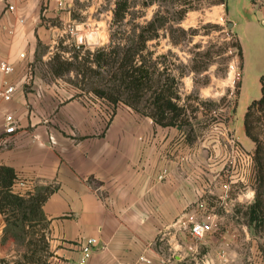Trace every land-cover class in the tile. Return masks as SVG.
<instances>
[{
	"label": "crops",
	"instance_id": "crops-1",
	"mask_svg": "<svg viewBox=\"0 0 264 264\" xmlns=\"http://www.w3.org/2000/svg\"><path fill=\"white\" fill-rule=\"evenodd\" d=\"M75 2L0 0V63L14 67L0 71V165L33 193L56 187L43 206L55 264H76L90 238L98 245L87 264H264L261 251L233 250L250 237L233 207L253 196L254 180L230 111L218 122L163 127L88 97L67 82L73 72L54 74L56 54L71 61L74 49L100 48L98 32L82 45L91 30ZM197 222L212 227L198 243ZM4 226L0 215V244Z\"/></svg>",
	"mask_w": 264,
	"mask_h": 264
},
{
	"label": "rangeland",
	"instance_id": "rangeland-1",
	"mask_svg": "<svg viewBox=\"0 0 264 264\" xmlns=\"http://www.w3.org/2000/svg\"><path fill=\"white\" fill-rule=\"evenodd\" d=\"M134 1V13L142 16L140 22L152 19L158 12L174 19L179 15L178 11L184 1H191L196 7L186 13L180 23H169L166 35L159 41L149 42V50L155 53L153 60L160 63L161 69L167 67V73L178 79V103L187 109L189 125L197 124L198 121L218 122L230 111L233 135H236L246 151L252 153L250 164L253 165L251 176L254 180L253 196L233 207V214L246 227L250 237L235 240L233 250L261 251L264 257V184L259 181L258 164L254 160L256 145L247 136L244 126L249 105L262 96L260 79L264 75V0H228L227 7L214 4L217 0H152L147 7L143 6V1L151 0ZM115 2L116 0H76L74 8L80 15L78 22L91 30L83 37L82 45L95 40L97 32L99 46L109 44ZM235 35L242 47V58L234 46L237 40ZM159 55L163 57L157 59ZM66 80L88 97L96 98L94 94L82 90L81 76L74 74V77H67ZM110 107L114 112L115 106ZM200 110L205 113V117L198 119L195 113ZM260 157L264 165V152ZM256 201L260 216L257 227L249 219L250 207ZM32 234L34 242L31 249L37 251L35 262L29 264H55L48 230V251H42L39 227ZM26 251L27 247L22 242L12 239L1 241L0 259H5L10 264H21L20 262L25 261Z\"/></svg>",
	"mask_w": 264,
	"mask_h": 264
},
{
	"label": "trees",
	"instance_id": "trees-1",
	"mask_svg": "<svg viewBox=\"0 0 264 264\" xmlns=\"http://www.w3.org/2000/svg\"><path fill=\"white\" fill-rule=\"evenodd\" d=\"M165 1V0H163ZM174 1V0H172ZM151 2L143 1V6ZM134 0H116L111 23L110 42L94 52L82 48L73 50L72 60H62L59 54L53 58L51 69L61 76L73 72L81 76L82 90L94 94L115 107L123 104L137 113L150 117L163 127H185L190 124L187 109L179 105L176 76L167 73V67H160L153 60L155 53L149 50V42L159 41L166 35L167 25L180 23L186 13L195 9L191 1L181 3L179 15L171 19L158 12L152 19L136 16ZM179 4V3H177ZM214 4L227 7L228 0H217ZM174 20V21H172ZM173 23V24H175ZM235 47L242 58V47L237 35ZM157 56V59L162 58ZM262 96L248 107L244 117L247 136L256 145L254 160L259 169V181L264 184V165L261 153L264 152V75L260 79ZM81 86V85H80ZM85 94V93H84ZM17 179L13 168L0 165V215L4 217L5 226L1 241L10 239L22 242L27 251L25 261L21 264L35 262L36 249L32 250L33 231L39 227V241L42 251H48L47 230L49 221L44 214L43 206L56 187L48 185L24 196L14 191ZM257 201L250 207L249 219L256 227L260 216ZM19 263V262H17ZM0 264H10L0 259Z\"/></svg>",
	"mask_w": 264,
	"mask_h": 264
},
{
	"label": "built area",
	"instance_id": "built-area-1",
	"mask_svg": "<svg viewBox=\"0 0 264 264\" xmlns=\"http://www.w3.org/2000/svg\"><path fill=\"white\" fill-rule=\"evenodd\" d=\"M10 10H13V7H9ZM0 71L3 72L4 74H12L14 72V67L7 62H1L0 63ZM14 93V87L8 86L5 91L2 92V95L6 100H10L12 94ZM16 126L13 123V117L8 116L7 117V125H6V132L11 134L16 131ZM163 179V176L161 177ZM14 191L20 195H30L33 193V188L31 185H29L27 182L22 181V180H17L14 183ZM212 230V227L208 223H202V222H197V223H192L190 227V233L192 238L198 243L202 239L206 237L208 233H210ZM98 245V239L96 238H90L87 241H85L82 244V256L81 258L77 261L76 264H87L88 260L90 259L94 248ZM73 264V263H69Z\"/></svg>",
	"mask_w": 264,
	"mask_h": 264
},
{
	"label": "water",
	"instance_id": "water-1",
	"mask_svg": "<svg viewBox=\"0 0 264 264\" xmlns=\"http://www.w3.org/2000/svg\"><path fill=\"white\" fill-rule=\"evenodd\" d=\"M231 24V23H230Z\"/></svg>",
	"mask_w": 264,
	"mask_h": 264
}]
</instances>
